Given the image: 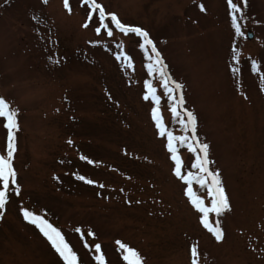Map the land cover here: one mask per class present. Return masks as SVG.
Instances as JSON below:
<instances>
[{
  "label": "rangeland",
  "instance_id": "rangeland-1",
  "mask_svg": "<svg viewBox=\"0 0 264 264\" xmlns=\"http://www.w3.org/2000/svg\"><path fill=\"white\" fill-rule=\"evenodd\" d=\"M98 2L125 25L146 31L172 79L183 85L185 108L197 118L198 137L209 145L210 167L220 173L229 200L230 212L218 221L210 217L223 242L199 223L186 186L174 176L166 138L151 119L155 106L143 99L146 82L161 97L165 127L183 132L159 79L147 76L138 38L97 36L82 0H69L71 14L63 0H0V98L19 113L13 164L21 189L18 197L10 191L0 214V264H63L23 221L21 207L56 227L79 264H95V244L106 264H125L117 241L143 264H191L193 246L200 264H264V0H247L242 31L251 40L234 37L226 0ZM121 54L132 68L115 59ZM4 123L0 117L6 155ZM178 155L183 174H196L195 158L184 148ZM193 194L210 206L199 185Z\"/></svg>",
  "mask_w": 264,
  "mask_h": 264
},
{
  "label": "snow or ice",
  "instance_id": "snow-or-ice-1",
  "mask_svg": "<svg viewBox=\"0 0 264 264\" xmlns=\"http://www.w3.org/2000/svg\"><path fill=\"white\" fill-rule=\"evenodd\" d=\"M42 3L46 5L48 0H42ZM226 4L234 37L246 40L247 36L242 31V27L246 24L244 12L247 8V0H238L237 3H234V0H226ZM63 5L65 10L71 14L69 0H63ZM79 7L85 10L89 22H92L95 17L97 22L95 33L97 36H101L103 33L111 39L114 37V33H118L122 34L123 37L138 38L139 50L143 53L145 61H147L145 64L147 76L159 79V84L163 89V96L167 98L173 120L179 122L180 129L183 132L182 135L177 136L165 127L159 111L161 97L157 95V89L153 87V84L150 81L146 82L144 84L145 94L143 99L146 102L150 101L155 106L151 111V119L160 138H166V149L170 154L171 161L175 165L174 176L186 186L187 199L191 203L192 208L200 215L199 223L214 237L217 243H222L224 233L218 222L214 226L210 223V217H215L218 221L219 218L230 212L231 208L220 173L213 171L210 167L213 162L209 159V145L201 142L198 137L197 118L191 111L185 108L186 101L183 95V85L172 79L161 53L146 31L140 27L127 26L115 14L106 13L105 8L98 0H82ZM198 7L201 13L205 12L203 4L198 5ZM83 27L87 29L89 23L86 22ZM118 47L122 48L120 45ZM232 58L234 65H238L240 62L239 53L235 45L232 47ZM115 59L121 61L125 69L133 67L131 58L128 55H117ZM258 69L259 66L253 62V74H256ZM232 72L234 75L237 74L239 68L233 66ZM260 80L264 83V74L260 75ZM261 91H264V89H261ZM18 115L17 111L11 110L8 102L0 98V117L6 121L3 127L7 130L6 155L0 153V214L5 211L10 203V191L12 195L17 197L21 194V189L18 186V175L13 164L17 152V133L20 131ZM68 143L71 145L72 141L69 140ZM181 148L186 149L195 158V162L191 165V168L195 170L196 174L192 172H188L187 175L183 174L182 162L178 155V151ZM81 159L85 158L81 157ZM87 163L92 164L93 162L88 160ZM76 179L86 185L99 188L104 187L102 184H94L93 181L83 176H77ZM193 184L199 185L201 190H206L210 206H206L205 200L193 194ZM20 215L26 224L38 230L39 234L47 241L63 264H79L77 255L69 247L64 235L56 227H53L51 223L47 222L40 215L33 214V212L23 207H21ZM88 235L93 236L91 232ZM117 245L123 253L125 264H143V260L136 251L119 241H117ZM84 247L87 248L89 246L85 244ZM191 257V264H200V257L195 246L191 248ZM93 259L95 264H106L105 256L102 254L99 244H95L94 246Z\"/></svg>",
  "mask_w": 264,
  "mask_h": 264
},
{
  "label": "water",
  "instance_id": "water-1",
  "mask_svg": "<svg viewBox=\"0 0 264 264\" xmlns=\"http://www.w3.org/2000/svg\"><path fill=\"white\" fill-rule=\"evenodd\" d=\"M248 39H251L253 37L252 33L247 34Z\"/></svg>",
  "mask_w": 264,
  "mask_h": 264
}]
</instances>
